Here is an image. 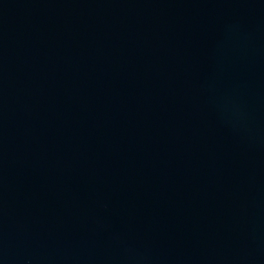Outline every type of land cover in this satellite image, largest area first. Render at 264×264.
Returning a JSON list of instances; mask_svg holds the SVG:
<instances>
[{
	"label": "water",
	"instance_id": "1",
	"mask_svg": "<svg viewBox=\"0 0 264 264\" xmlns=\"http://www.w3.org/2000/svg\"><path fill=\"white\" fill-rule=\"evenodd\" d=\"M0 264H264V0H0Z\"/></svg>",
	"mask_w": 264,
	"mask_h": 264
}]
</instances>
